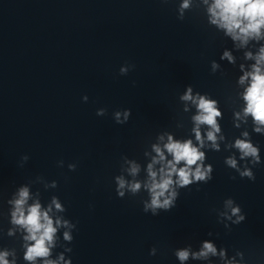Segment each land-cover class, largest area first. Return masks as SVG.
I'll return each instance as SVG.
<instances>
[{"label": "clouds", "instance_id": "obj_1", "mask_svg": "<svg viewBox=\"0 0 264 264\" xmlns=\"http://www.w3.org/2000/svg\"><path fill=\"white\" fill-rule=\"evenodd\" d=\"M204 2L207 4L208 0H204ZM188 7L189 0H183V3L179 7L181 19L183 17V10ZM207 10L210 14V22L218 28L223 29L225 34L230 36L233 41H239L241 47L246 46L250 40H264V0H212ZM245 58L254 59L255 63L251 65L250 71H244L243 75L239 77V83L241 85L248 82L242 94V98L246 102L243 115L244 117H252L256 126L254 130L260 133L264 132V45L260 46L258 53L255 55L252 52H246ZM221 59H227L230 63L235 62L233 56L228 51L223 53ZM134 67V65L121 67L120 74L126 75L129 72V68L132 69ZM212 67L215 70L219 66L213 62ZM240 67L243 71L244 66L241 65ZM83 99L87 101L88 97L84 96ZM181 99L185 101L191 100L197 107L198 114L193 117V121L195 122L193 132L195 133V139L199 143V146H195L191 139L183 142L173 140L171 135L168 136V142L164 144L163 150L159 145H153L156 157L148 164V179L143 183V187L150 194V202H144L143 210L145 213L150 211L154 216L160 213L159 210L169 211L175 206V200L178 195L175 190L176 187L183 188L197 181L207 182L212 179V176L209 175L212 171L211 166L205 168L203 165L205 153L200 149L205 146V141L201 136V125H207L209 127L210 130L207 132V140L212 142L214 149L219 150V145L216 143V133L220 132L217 117H221L222 113L218 110V102L214 99L206 98L204 95L198 94L197 96H193L191 86L187 88V91ZM97 115H105V110H99ZM130 115L131 109H126L123 112L124 119L121 120V113L117 111L115 113V121L118 124H124L129 120ZM236 116L239 118L240 113H236ZM243 136L248 137V133H243ZM234 147L241 153V159L252 157L254 165L260 162L258 147L253 146L248 139H237ZM165 150L171 156V159L166 158ZM21 159L22 161H27L28 156H23ZM181 162H183L182 166L178 167V165H181ZM58 163L62 166L63 161H59ZM225 163L232 168L237 167L235 158L229 157ZM155 164L161 165L158 171L153 167ZM68 167L74 171L76 164H69ZM138 171L139 168L135 164L130 169V173L133 176ZM240 177L255 180V175L249 169L240 172ZM116 182V191L119 197L124 196L123 190L126 187L133 194L139 192L142 187L139 181L128 183L123 177L119 176L116 177ZM28 200V188L21 187L18 192V197L9 201L13 205L10 214L11 224L18 226L27 233L23 236L25 243L22 247L26 249L23 259L29 262V264H37L38 261H40V264H59V261H64V264H72L70 259L64 260L63 254L59 256V260H53L50 257L52 255V248L55 246L58 227L63 226L68 229H73L76 225L60 218L54 221L49 215L52 211L51 205L45 210L39 202L29 205ZM225 204L230 207L231 216L227 215V213H222L221 215H224L227 219L236 216L237 219L233 223L237 224L246 219L245 215L241 214V208L238 205L232 207L233 201L231 199L227 200ZM52 205H55V208L59 211L64 210L55 197L52 199ZM8 234L13 235L14 230L10 229ZM209 235H212V233H209ZM64 239L66 241L73 240L69 231L64 232ZM65 251L71 252V248H66ZM156 253L157 249L153 247L150 250V255L154 256ZM190 254L193 259H207L210 254L212 256L217 255V248L212 242L204 241L201 250L198 252L190 253L189 249L184 248L177 250L175 253L181 262L188 260ZM9 255L15 257L14 250L10 252L6 249L0 252V264H16L15 259L11 261L8 259ZM219 255L223 258L225 251L222 249ZM238 255L242 256V253H238ZM226 264H236V261L234 259L228 260Z\"/></svg>", "mask_w": 264, "mask_h": 264}]
</instances>
